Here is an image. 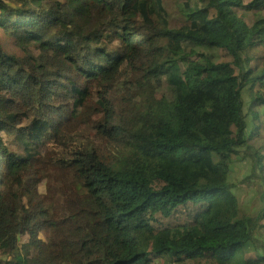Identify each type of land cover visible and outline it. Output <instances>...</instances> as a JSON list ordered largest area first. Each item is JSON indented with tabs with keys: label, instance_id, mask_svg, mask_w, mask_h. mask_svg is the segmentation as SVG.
Instances as JSON below:
<instances>
[{
	"label": "trees",
	"instance_id": "obj_1",
	"mask_svg": "<svg viewBox=\"0 0 264 264\" xmlns=\"http://www.w3.org/2000/svg\"><path fill=\"white\" fill-rule=\"evenodd\" d=\"M235 188L264 202V0H0V264H264Z\"/></svg>",
	"mask_w": 264,
	"mask_h": 264
},
{
	"label": "rangeland",
	"instance_id": "obj_2",
	"mask_svg": "<svg viewBox=\"0 0 264 264\" xmlns=\"http://www.w3.org/2000/svg\"><path fill=\"white\" fill-rule=\"evenodd\" d=\"M193 84L196 85L194 82H193ZM219 93H220V91H219L218 88H210L209 90H206L204 99L205 100H209V99H214L215 97L219 98ZM201 102H203V99H202ZM233 166L234 165H232V167ZM236 167L237 166H235V168ZM247 169H248V165L246 163H240V165H239V173L240 174H242V173L244 174V173L248 172ZM232 178H234V179L237 178V173L236 172L233 173V177ZM229 181L231 182V179H229ZM41 192H43V191H41ZM233 193L237 196V198L239 200V203H240V206H241V209H242V213H243V210H246V211L249 212V215L251 217H259L260 216L261 212L264 209L263 198H262V196L260 194L255 199H252L249 196L250 195L249 192L242 193L238 188L233 189ZM71 218H69V219H71ZM69 219H67V220H69ZM77 223H82V222L80 220H74V224H77ZM84 225H85V227H90L88 224H84ZM117 225H119V222L117 223ZM129 226L133 227L134 223L129 221ZM124 231H126V230H124ZM256 234L258 236H260L261 238H264V227H262V226L258 227L257 230H256ZM19 241L22 244L24 242H27L28 238L27 237H20ZM155 262H156V264H158V262H161V260L160 259H156Z\"/></svg>",
	"mask_w": 264,
	"mask_h": 264
}]
</instances>
